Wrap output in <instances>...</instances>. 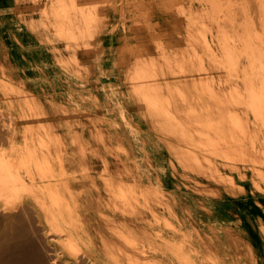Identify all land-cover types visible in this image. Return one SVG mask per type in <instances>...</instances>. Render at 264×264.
Masks as SVG:
<instances>
[{"label": "rangeland", "instance_id": "obj_1", "mask_svg": "<svg viewBox=\"0 0 264 264\" xmlns=\"http://www.w3.org/2000/svg\"><path fill=\"white\" fill-rule=\"evenodd\" d=\"M36 1L40 3V9H39L40 19L41 17L46 18L44 20L45 23H47L48 26L50 25V29L48 31H46V29L41 30V32L43 33L46 39H47L46 37L47 35L48 37H50L49 38L50 40H56L59 38L58 40H56V42H59L61 44L71 45L75 43L74 45L76 46L75 47L70 46L69 49H76L82 46L88 47L90 44H92L93 41L99 40L100 44H102L104 71L106 72L105 80H104L105 87H111V88L119 87L120 88L119 92L124 94L123 98L126 101L127 100L131 102L139 101L141 103H145L147 105V109H149L148 112H150L152 116L156 117L155 121L158 124L160 120H165L168 127L167 126L162 127V128L159 126L153 127V128L151 127V131H152L151 138L153 139V140L151 139L152 141L151 145L154 146L155 140L157 141L160 138L159 136L161 134L160 132H163L164 135L168 136V145H169V148L172 149L173 154L177 152L181 154L182 159H180V162H183V164H190L191 166H188V167L194 166V168H199V170H202V174L204 178L208 179L209 181L208 183H211V174L214 175L217 172L218 167L220 170L222 168H225L226 171H228L229 169V171L232 173L234 171L240 172V168L242 167L241 170L247 171L248 176L250 178L253 177L252 179L255 185L257 186V182L260 181L261 174H264V155H263L264 154V148H263L264 147V132H263L264 131V104H263L264 99L263 98L264 97L258 98L259 96H264L262 95L264 92V86H263L264 84L262 85V83L264 81L261 82L262 79L264 80V77H262L264 75V73H262L264 71V68H263V71L259 73V71L262 70L261 67H264V64H263L264 61H262L264 60V52H263L264 42L262 41V39H264L263 38L264 33L262 34V32H264L263 31L264 26H262L264 23V15H263L264 11L263 10L260 12V14H262V17L260 18L261 15H259V17L257 18L258 16L257 13L262 8L260 7V5L263 6L264 8V5H263L264 0H259V2L258 0H255L256 3L253 0H242V1L241 0H231L232 3L230 2V0H218V1L217 0H209V1L208 0H66V1L65 0L64 1L63 0L61 1L60 0H55V1L54 0H36ZM53 1L55 3H53ZM74 2H76V5ZM215 2L216 3L218 2V4H216ZM244 3L246 4V6L245 8L242 9V7H244L245 5ZM54 4L55 5L57 4V5L55 6ZM214 5L218 7H215ZM254 5L255 6L257 5V6L255 7ZM61 6H63V8H61ZM65 7L68 10L71 9L70 13H67L66 9L63 10ZM214 7H215V10H214ZM254 7L255 9L252 11ZM259 7H260V10H259ZM55 8L57 12L53 11L55 10ZM82 8L84 9L82 10ZM257 10L259 11L257 12ZM242 11H244L245 14ZM246 11L249 12L248 15L251 16L250 18L249 16H247ZM43 12L45 14H43ZM46 12H50V14ZM55 14H57V16ZM58 15H60L59 16L60 18L61 16H63L62 21L65 20L64 23L65 22H68V23L67 24L65 23L62 25L63 22H61L60 18H57ZM70 17L72 20L71 23H70ZM59 19H60V22H59ZM246 21L250 26L246 25L247 24ZM253 22L255 24H253ZM257 22H259L261 25L259 23L257 24ZM57 24L58 26L60 25V29H61V26H63V29L60 30L58 29V27L56 28ZM75 25H77L78 27ZM65 26H66V29H65ZM245 26H247L246 30H245ZM68 28H70V32H68L69 31ZM251 28L252 30L254 29L256 32L255 33L254 31L252 32ZM259 30L261 32L259 35H262V37L260 36L258 38H261V40L256 39L258 36L257 33L259 32ZM53 31L54 33H52ZM64 31L65 32L67 31L66 33L69 34L68 36L66 35L67 38L63 36V34L65 33ZM80 31H83V32H80ZM243 31L245 33H243ZM250 31L252 34L250 33ZM56 32H58L60 35L62 33V36H59V34ZM247 32L249 33L248 35H252V36L247 35L248 37H250V39L248 37H244L246 36ZM71 33L72 35H70ZM242 34H244V36ZM74 35H76L77 38ZM228 35L231 37L233 36V37L230 38ZM252 37H253V40H252ZM244 41L246 43H251L250 46L246 44L249 47L248 46L245 47ZM252 41L254 42V44ZM260 41H262V44ZM242 43L244 44V46ZM236 44H238V46ZM256 45H259V48H261L262 46V48L258 49V46ZM249 48L252 50H250ZM256 48L259 50L257 51L259 54H257ZM247 52H250L251 54ZM238 53H239V56H238ZM255 53L257 54L256 56H254ZM251 60L253 63L254 61H257V63L262 62L261 63L262 65H260L259 63L257 64L256 62L255 64H253ZM256 64L259 67L261 66L260 68L258 67L259 70H257ZM254 65H256V68ZM188 68H190V70H188ZM2 76H3V71H0V78ZM253 76L255 78H253ZM260 77H262V79ZM231 78L233 81L231 80ZM226 82L228 85L226 84ZM192 86L194 87V89H197V87H200L199 89H197L200 95L199 102L192 103V102H187L186 100L187 95L185 94L186 92L185 88H192ZM205 90L207 91L205 92ZM114 92L118 93L116 89ZM10 93L11 92H7L6 90H3V88L0 85V102L3 101L6 104L4 109L0 108V143L2 144L0 145V155L5 156V157L2 156V158L11 157L9 156V154L12 153L13 144H14V141L16 140L14 136L16 132V128H17L16 120L21 117V115L17 111L10 110V107L15 102L24 101L28 97L27 95H23L22 93H19V92H15V93L12 92L11 94ZM209 93L223 96V99H226L228 101L227 104H223L220 106L219 104L221 102L217 103L216 101L211 100L210 98L211 95L209 96ZM106 95H110V94H106ZM1 97H3V100H1ZM174 98H180L182 100L181 103H179L180 104L179 106H178V102L175 101ZM258 99L259 101H263V102L260 104V102H258ZM252 101L255 102V103L253 102L254 104L259 103V106H257L258 104L256 106L258 108L260 107V109L256 108L255 105L252 104ZM246 103L249 105H246ZM7 104H8V107L6 108ZM140 105L143 106L144 104H140ZM205 106L206 108H203ZM208 107L211 110L208 109ZM220 108L225 109L226 112L223 111L224 116L219 114L221 113ZM226 108L229 110H227ZM190 112L194 116L190 117L189 116L191 115ZM229 115H231V118ZM12 116L14 117V119ZM193 117L195 119L191 120ZM187 118L189 119V121H187L188 120ZM235 119L237 120V123L239 124L237 123L236 125L234 124L236 122ZM241 119H242V122H241ZM251 120L252 122H250ZM205 121H207V124L205 123ZM211 121H213V123H211ZM217 121L218 122L220 121L219 123H222V124H219ZM201 122L203 123V125ZM232 122H234L233 124L235 126H233ZM215 123H218L219 125ZM204 124L208 126H205ZM9 125H10L11 131L9 129ZM158 127L160 130L158 129ZM215 127H219L220 129H224L227 131L228 130L231 131L233 129L232 139L233 140L235 139L233 141V144H234L233 146L243 145L244 147L246 146L245 150L248 147L249 155L254 156V158L251 157V159H256V160L260 159L259 163L255 164L256 166L254 167L252 164H249L247 160H240V158L236 159V157L233 156L234 155V153H232L233 150H231L232 152L226 151V150H223L220 145L216 144L217 145L216 146L206 141V138H207L206 135H208V133H205V131H209L210 134L211 133L213 134L215 131ZM227 127H229L230 129H228ZM236 127H238L239 129ZM182 128L185 132L181 130ZM168 130L170 132H168ZM183 132L186 133V136L185 134L183 135ZM243 132L245 135H243ZM189 134L191 136H189ZM253 135H255L257 138ZM258 136L261 138L259 139ZM142 138L143 137H140L139 139L141 140L140 144L141 145L143 144L142 148L144 149L145 141ZM188 144L191 146H189ZM46 145L47 144L45 142H42L41 144L43 148ZM257 146H259L260 148ZM193 148H195L196 150ZM33 149H30L29 151L32 150V152L35 153V149L34 150ZM181 149L182 150L185 149V150L182 151ZM6 150H9V151H6ZM188 150L193 151L194 154H197L196 157L198 158H194L195 155L192 154L193 152H190ZM213 150H214V153H213ZM3 151L4 152L6 151V154H3L4 153ZM37 152L33 156L35 155L38 156ZM186 152H188V156ZM246 154H247V151L245 152V155ZM216 157H219L220 159ZM197 160H199V162ZM208 161H210L211 163ZM217 164H219V166ZM185 168L187 169V167ZM257 170L260 171L259 174ZM44 179H47V177H44ZM21 183L22 182H19L18 185L21 186ZM43 183H45V181ZM2 184L6 185V182ZM8 185L13 188L14 187L16 188L15 183L11 185L10 183H8ZM14 190L15 189L11 191V196L15 195L14 196L15 198L13 197V199L15 200L17 199L16 195L19 192L16 190L14 191ZM13 192H16V194ZM24 192H28L30 194L32 193L31 191L29 192L28 190L26 191L23 190L22 193ZM12 193L14 195H12ZM7 198L9 199V201L7 200ZM7 198L5 196L1 198L2 200L1 199L0 200L1 202H4V203L8 201L9 202L8 204H10V201H12L13 199H11L12 197L9 198V196ZM253 204H254V200L249 195L248 203H247L248 207L246 208L247 213H249L250 215L260 217L261 213L259 212L258 208ZM117 206L119 208V204ZM20 208H24V207L20 206ZM19 209H16L17 211L15 212L14 210L11 211V209L7 210L6 207L5 209L0 207V212H1L0 213L1 214L0 215L1 217L0 218V250H1L0 251V264H13V263L29 264L30 262H31L30 264H45V263L46 264L48 263L49 264H60V263L61 264H67V263L73 264L72 263L73 257L66 254L64 252L63 247L61 246V242L63 240V238L61 237L64 236V232L58 229L53 223L45 222V216L41 218L40 216L38 215L36 216L34 213H32V215L26 214L22 218V215L21 216L17 215L18 212H21V209L20 210ZM2 210L3 212L6 211L4 212L6 214H4ZM201 214L205 217V219H208L209 213H207L206 211H203ZM15 216H18L20 223L17 221L18 219L17 220L15 219ZM31 216L35 218L38 217V218L36 220L35 218L33 219V217ZM14 219L16 221H14ZM24 219L25 220L27 219L28 221L26 220L27 222L24 223ZM4 220L6 221L4 222ZM21 220L23 221L25 225L22 223ZM29 222L31 223V226ZM34 226L35 227L37 226V227L35 228ZM20 227L22 230L20 229ZM33 228L35 229L33 230ZM45 228L46 230H44ZM23 230L24 232L26 231L25 234ZM52 233H53V237H52ZM59 233L60 234L62 233V234L60 235ZM13 235H16V236H13ZM4 238H5V241H7L8 239L7 243L4 241ZM27 238L30 240H28ZM32 241L34 242L32 243ZM139 243L140 244H136L137 246L136 247L134 245H129V244L124 243L122 237H119L117 239L116 251L118 249L119 252L117 251L116 255H119L120 253L119 259H120L121 264H149V261L152 258L153 259L151 261H156L158 260L159 257L162 260V257H161L162 254L158 251L159 249L157 247H155L154 249L148 243H147L148 245L143 244L144 242L143 243L139 242ZM12 244L15 246H13ZM25 244H28L30 247ZM121 247H122V252L123 253L125 252V255L119 249ZM123 249H125V251ZM146 249H147V252H146ZM2 250L5 252H3ZM54 253L56 257L54 256ZM80 256L82 255H79V257ZM85 256L83 257L85 260L84 264L86 263L90 264L89 261L87 260V259L90 260V257L88 256L85 257ZM41 258L44 259L43 261L45 263L41 262L42 261ZM45 258H48V260ZM126 258L129 260H127ZM125 259L127 261H125Z\"/></svg>", "mask_w": 264, "mask_h": 264}, {"label": "crops", "instance_id": "obj_2", "mask_svg": "<svg viewBox=\"0 0 264 264\" xmlns=\"http://www.w3.org/2000/svg\"><path fill=\"white\" fill-rule=\"evenodd\" d=\"M9 3L11 5H9V8L7 10L11 14V16H14L15 22H12V20H10L8 22L6 21V28L4 29L6 32L4 31V33L1 32V30H3V28L0 26V41L2 40L0 42V71H6L8 68V72L9 73L11 72L10 73V79L13 81V83L15 85H18L23 89L22 92L20 91L19 93H22L24 95L26 94L28 96L27 101H22V102L19 101L18 103L15 102L17 104V106L14 103L12 105L13 107L12 106L10 107V110H14V111L18 110L20 113L18 111L17 112L19 114H21V117L18 118L19 120L18 119L16 120V126H17L16 132H15L16 141L17 142H20V141L24 142L25 139L27 137H29V135H30L32 139L34 138L33 139L34 141L36 140V142L33 143L32 147H34V149H36L38 147L37 148L38 150L41 149L40 152H46L50 149L48 147V145H46V147H45V148L48 147L49 148V149L47 148L48 150L41 148L42 147V146H40L41 142H45L46 144H49V146L51 144L52 148L54 146V148H53L54 150H52V148H51L50 152H48V153H51L50 155H56L57 154V156H61V158H64L65 160H67V162L70 161V164L67 163V166L70 170H73V167L75 164H77V161H80L83 159L82 161H83V163H85L84 164L85 167L82 168L81 170H83L85 175L91 176V178H92V175H94L95 178H96L95 175H97L99 182L101 181L100 185L101 184L104 185L105 184L104 181H106V179H108V177H110V178H112V181L114 182V186L117 187V190H119L120 187H122V189L125 188L124 190L121 189V191L122 192L125 191L124 193L128 196L129 200L132 201V202H130V204L132 203V206H131L132 208L131 207L128 208V210L125 212L121 211L122 203H121L120 197L118 196V198L116 199L117 200L116 206L119 204V210L118 211H120V212L116 213V217L120 213V215L118 216L119 219H122V217H120L121 215L123 216V218L125 217L124 219L128 218V220L126 219L125 222H129L128 224H130L132 226L133 232L137 233V232H140L139 230H141V229L145 230L144 231L145 232L144 238L141 237L144 244H147V239L148 240H151L152 238L154 239L153 234H155L157 232H154L152 230L151 225L155 220L159 219L161 221L160 222L161 231H160V233L158 232L160 234V238L167 239V240L172 241L173 243L178 244L179 248L182 250V253L188 254L191 256L193 264H209V263L210 264H234V263L239 264L240 262L242 264H255L256 259H257L258 264H264V230H263L264 229V219L261 216H260V218H258V216H254V217L252 216L253 218H250L247 215V209H246V205L248 203V196L249 195L253 198L254 202L256 201L255 203L258 206L263 207V201H261V199H262V194H264V189L259 188V187L257 188V186L253 182H252V186L251 185H250V187L248 186V182H247V180L249 178V176L247 175L248 172L241 170L242 167L240 168V172L234 171L233 173L230 172L229 169H228V171H226L225 168H222L220 170L218 167L217 170L218 171L220 170L219 173L217 171L214 175L211 174V183H208L209 181L206 178H204V176L202 174V170H199V168H194V166L188 167V166H191L190 164H182L183 162H180V159H182L181 154H179L178 152H177L178 153L177 155L173 154L172 149L169 148V145H168V136L167 135H164L162 132H160L161 133L159 135L160 138L157 141L155 140L154 146L150 145V144H152L151 127L152 126L153 127L159 126L162 128V127H165L167 124H165L166 123L165 120H160L159 124L156 121H154L156 117L152 116V114L150 112H148L149 109H147V105L145 103H141L139 101H137V102H135V101L131 102L128 100L126 101L123 98L124 94L119 92L120 91L119 87H117V88L105 87V81L104 80H105V73L106 72L104 71L103 50H102V44H100V41L95 40L88 47L82 46V47H78L76 49H69V47L71 45L73 47H75L76 45H73V44H71V45L63 44L62 45L59 42H56V40H50L49 38L46 39L44 37L43 33L41 34V28L38 26L40 24V17L38 14L39 9H40V3L38 1H36V0H31V1L30 0H9ZM32 19L34 20V22ZM1 20H0V25L4 24ZM28 31H29V33H28ZM18 33L21 34V36H22V37H20V39L18 38ZM16 39H18V40H16ZM4 41H5V43H4ZM3 43H4V45L2 46L1 44H3ZM35 46H37V48L39 50H41L39 53L40 55L42 54V55L48 56L49 58H51L55 61V63L58 66V75L51 76L49 74H46L45 72H44L45 74L41 72V75L39 76L40 81L34 83L32 77H29L30 74L25 72L23 65H21L22 61H20V60L23 58L27 61V63H30V64L37 63V61H36L37 53H35L32 49ZM46 47H48V48H46ZM4 48L6 49V51ZM15 48L18 50L17 53H15V51H14ZM49 50L50 51L52 50L51 53ZM58 53L60 56L58 55ZM1 55H3L4 57ZM15 55H16L17 59H16ZM54 56L56 58H54ZM29 59H30V61H29ZM62 63H63V66H62ZM65 64H66V66H64ZM74 67H76V68H74ZM5 68H6V70H5ZM30 68H31V66H30ZM62 68H63V70H62ZM87 70H88V72H87ZM16 71H18L17 74H16ZM69 71H70V73H69ZM98 71H99V73H98ZM18 73L20 76H18ZM93 74H94V76H93ZM68 75H69V77H68ZM17 76H18V79H16ZM59 79H61V80H59ZM68 81H69V83H68ZM51 83H53L52 86H51ZM28 86L30 88H28ZM50 87H53V88H50ZM72 88H73V90H72ZM115 89L118 93L114 92ZM93 90H95V91H93ZM185 90H186L185 94L188 95L186 97L187 102H192V103L199 102L200 95H199L197 89H194V87L192 86V88H185ZM70 91H71V93H70ZM72 92H73V94H72ZM76 93H78V95ZM101 93H103V94H101ZM106 94H110V95H106ZM190 94H192V95H190ZM29 97L30 98L32 97L31 100H33V99L34 100L28 101ZM36 98L39 99L38 103L36 102L37 106L35 103V101H37ZM77 98L79 101L76 100ZM104 98L107 100H105ZM1 100H3V97H1ZM80 100L84 103L81 104L82 102H80ZM174 100H176L178 102V105H179V103H181V99H179V98H174ZM40 102H41V104H40ZM89 102H91V104ZM23 103H25L24 105L26 107H24ZM50 103L52 104V107H51V111L49 112L48 110H50V106H51ZM56 103H59V104H56ZM106 104H107V106H106ZM140 104H144V105L141 106ZM5 105H6L5 102H3V101L0 102V108L4 109ZM80 105H83V106H80ZM27 106L30 108H28ZM39 106H40V109L42 108V106H44V107H43V109L40 110L38 108ZM55 106H57L58 108ZM63 106H65L66 108L64 107L65 108L64 109ZM87 106H88V108H87ZM7 107H8V104H7L6 108ZM36 107L38 110L35 109ZM90 107H93V108H90ZM94 107H96V108H94ZM46 108H47V110H46ZM61 111H62V113H61ZM23 112H25V114ZM42 112H43V114H42ZM31 114H33V115H31ZM22 115H25L26 117L24 116L25 118L24 117L22 118ZM33 116H34V118H33ZM94 116H96V117L94 118ZM116 116H118V117H116ZM29 117H32V118H29ZM38 117H40V118H38ZM127 117H128V119H127ZM194 119L195 118H192L191 120H194ZM64 120H66V121H64ZM45 121H46V123H45ZM68 121H69V124L67 123ZM187 121H189V120H187ZM47 122H49V126L54 127V129L52 128L50 130L51 127L49 128ZM51 123H52V125H51ZM136 123H138V124H136ZM61 124L63 125V128L61 127L62 126ZM56 125H58V126H56ZM39 126H41L42 129L39 128ZM23 127H26V128L23 129ZM30 127H31V130H30ZM35 127L39 128V130H36ZM98 127H99V129H98ZM121 127H124V128H121ZM89 128H90V130H89ZM103 128H105V129H103ZM144 128H145V130H144ZM147 128H149V129H147ZM54 130H56V131L54 132ZM47 133L48 134L51 133L52 135L51 134L47 135ZM62 135H63V137H62ZM37 136H38V138H36ZM115 136H117V137H115ZM141 136L143 137V140L145 141L144 142L145 143L144 149L142 148L143 144L142 145L140 144L141 140L139 138ZM49 137H50L51 141L49 140ZM81 137H82V140H81ZM44 138H45V140H43ZM55 138H56V140H55ZM83 139L85 140V142H83ZM54 140L56 143L54 142ZM53 142L55 143V145ZM78 142H80V143H78ZM110 142L112 144H109ZM129 142H133V143L131 144ZM57 144H59V147L57 146ZM93 144H94V146H92ZM127 144H128V146H127ZM133 144H134V146H133ZM111 145H113L114 147ZM72 146H74V147L72 148ZM87 146H89V147H87ZM140 146H142V147H140ZM79 147L82 149H80ZM65 148H66V150H65ZM102 148H104V149H102ZM128 148H130V149H128ZM93 150L96 153V156H98L97 158L95 157ZM74 151H75V153H74ZM101 151L102 152L104 151V152L102 153ZM78 152H80V153H78ZM169 152L171 155L169 154ZM100 153H102V154H100ZM79 154H82L83 156H79ZM110 155H112V156H110ZM144 155H146V156H144ZM66 157L69 159H67ZM72 157L73 158L75 157L74 158L75 160H73ZM78 158H79V160H78ZM94 159H96V160L94 161ZM143 159H145V160H143ZM153 160H155V161H153ZM71 161H72V163H74L73 161H75V164L72 165ZM111 161L113 162V164ZM156 162H158V163H156ZM132 164H133V166H132ZM143 164H145V165L143 166ZM88 165H90L92 168ZM81 167H83V166H81ZM86 167H88L87 168L88 170L85 169ZM148 167H149V169H148ZM185 167H187V169ZM89 169H90V171H89ZM150 169H152V170L150 171ZM153 170H155V171L153 172ZM104 172H105V174H104ZM155 172L156 173L158 172V173L156 174ZM174 172H176V173H174ZM236 174H237V176H236ZM153 175L154 176L156 175V176L154 177ZM124 178H127V179H124ZM131 178H132V180H131ZM98 179H97V181H98ZM250 179H252V178H250ZM89 180H90V178H89ZM93 180L94 179L92 178L89 182H85V183L81 182L80 183L81 185L79 183H74L75 184L74 186L76 187L77 186L76 184H79V186H77L76 189L77 188L82 189V188H85L86 185H92ZM121 180H123V181H121ZM150 182H152V183H150ZM121 184H122V186H120ZM128 184H129V186H128ZM161 184H163V185H161ZM97 185H98V183H97ZM176 186H178V187H176ZM245 188H246V190H245ZM102 191L104 192L103 188H102ZM248 191H249V193H248ZM159 192L164 194V195H161ZM206 192H208V193H206ZM189 193H191L193 195H191ZM238 193L240 195H237ZM172 197H173V200H172ZM166 199H168V200H166ZM207 199L209 200V202ZM171 200L172 201L175 200L176 202L174 201L172 203ZM205 200H206V202H205ZM229 205L230 206L233 205L232 208ZM217 206H219V208ZM243 207H244V209H243ZM35 208H36V204H35ZM236 208L238 210L240 209L241 212L238 213L236 211L237 210ZM262 209L264 210V208H262ZM172 210H174V213ZM164 211L166 212V214L164 213ZM203 211H206L207 213H209L208 219H205V217L201 214ZM170 212H172V213L169 214ZM226 214L229 216H227ZM163 215H165V216H163ZM186 215H188V216H186ZM41 216L44 217L45 214L42 213V211L40 209V217ZM175 216H176V218H175ZM183 219H185L184 220L185 222L182 221ZM148 220H149V222H148ZM187 220H189V222ZM220 221L223 223H221ZM172 222H174L175 224ZM190 222L192 224H190ZM150 223H151V225H150ZM180 223L185 224V225H182ZM239 226H241V227H239ZM254 226H255V228H254ZM223 227H224V229H223L224 231L222 230ZM235 227H237L236 228L237 230L235 229ZM225 228H227V229H225ZM136 229H139V230H136ZM147 229H148V231H146ZM203 230H204V232H203ZM181 231L182 232L184 231V232L182 233ZM195 231L197 234L195 233ZM224 232H226L227 234ZM212 233L215 235H213ZM239 233H240V235H239ZM226 235H228V236H226ZM256 235H258V236H256ZM176 236H178V237H176ZM209 238H211V239H209ZM217 238H218V240H217ZM141 239H139V240L142 243ZM209 240L211 241L212 244L210 243ZM215 240H217V241L215 242ZM201 241H203V242H201ZM224 241H225V243H223ZM246 241H247V243H246ZM232 242L235 244H233ZM137 243H139V242H137ZM226 243H229V245ZM149 244L152 246L151 242H149ZM220 244H221V246H220ZM223 246H224V248H223ZM245 246H246V248H245ZM247 247L249 250H251V251H249L251 254H249ZM218 248H221L222 250L218 249ZM244 249H246L247 251ZM232 250H234V251H232ZM212 251L213 252L215 251V252L213 253ZM222 251H224V252H222ZM217 252H218V255L216 254ZM235 254H236V256H235ZM215 256H216V258H215ZM238 257L240 258V261H239ZM211 258H214V259L210 260ZM231 258L234 259L235 261L232 260ZM249 259H250V262H247V260L249 261ZM162 260H163V258H162Z\"/></svg>", "mask_w": 264, "mask_h": 264}, {"label": "bare ground", "instance_id": "obj_3", "mask_svg": "<svg viewBox=\"0 0 264 264\" xmlns=\"http://www.w3.org/2000/svg\"><path fill=\"white\" fill-rule=\"evenodd\" d=\"M31 1V0H30ZM55 1V0H54ZM53 1V3H55ZM61 1V0H60ZM64 1V0H63ZM66 1V0H65ZM209 1V0H208ZM218 1V0H217ZM242 1V0H241ZM254 2H255V0H253ZM68 2V1H67ZM230 2H231V0H230ZM234 2V1H233ZM258 2H259V0H258ZM17 3V2H16ZM21 3V2H20ZM47 3H49V2H47ZM66 3V2H65ZM75 3V5H76V2H74ZM216 3V2H215ZM232 3V2H231ZM246 3H247V1H246ZM249 3V2H248ZM253 3V2H252ZM256 3V2H255ZM261 3V2H260ZM23 4V3H22ZM64 4V3H63ZM68 4V3H67ZM70 4V3H69ZM216 4H218V2L216 3ZM245 4V3H244ZM9 5H11L10 3H9V0H0V20L4 23V24H2V25H0L2 28H3V30H1V32L2 33H4V29L6 28V21L8 22V21H10V20H12V22H15V18H14V16H11V14L8 12V8H9ZM48 5V4H47ZM55 5V4H54ZM57 5V4H56ZM55 5V6H56ZM73 5V4H72ZM231 5V4H230ZM233 5V4H232ZM260 5V4H259ZM264 5V4H263ZM14 6V5H13ZM52 6V5H51ZM71 6V5H70ZM215 7H218V6H216V5H214ZM237 6V5H236ZM243 6V5H242ZM241 6V7H242ZM245 6H246V4L244 5V7H242V9L243 8H245ZM255 6V5H254ZM257 6V5H256ZM255 6V7H256ZM73 7V6H72ZM88 7V6H87ZM215 7H214V10H215ZM255 7L252 9V11L255 9ZM260 7H262L263 8V6H261L260 5ZM260 7H259V10H260ZM52 8V7H51ZM57 8V7H56ZM56 8H55V10H53V11H56ZM61 8H63V6H61ZM69 8V7H68ZM76 8V7H75ZM74 8V9H75ZM89 8V7H88ZM258 8V7H257ZM256 8V9H257ZM261 8V10L259 11V10H257V12L259 13H257V18L259 17V15H261L260 16V18L262 17V14H260V12L263 10L264 11V8L262 9ZM43 9V8H42ZM66 9V7L63 9V10H65ZM79 9V8H78ZM84 8H82V10H83ZM246 9H247V7H246ZM67 10V13H70V10H68V9H66ZM77 10V9H76ZM88 10V9H87ZM86 10V11H87ZM90 10V9H89ZM245 10V9H244ZM46 11V10H45ZM49 11V10H48ZM80 11H81V9H80ZM92 11V10H91ZM20 12V11H19ZM57 12V11H56ZM94 12V11H93ZM210 12V11H209ZM242 12H244V11H242ZM247 12V11H246ZM255 12V11H254ZM6 13V14H5ZM46 13H49L50 14V12H46ZM53 13V12H52ZM55 13V12H54ZM65 13V12H64ZM214 13V12H213ZM212 13V14H213ZM239 13V12H238ZM248 13L249 12H247V16H249L248 15ZM37 14V13H36ZM39 14V13H38ZM43 14H45L44 12H43ZM57 14H59V13H57ZM57 14H55L56 16H57ZM96 14V13H95ZM242 14V13H241ZM244 14H245V12H244ZM253 14V13H252ZM48 15V14H47ZM62 15V14H61ZM239 15V14H238ZM263 15H264V12H263ZM27 16V15H26ZM51 16V15H50ZM60 15H58V17L57 18H60L59 17ZM67 16H68V14H67ZM67 16H65V17H67ZM255 16V15H254ZM36 17V16H35ZM45 17V16H44ZM62 17L63 16H61V22H63L62 23V25L63 24H67L68 22H65L64 23V21L65 20H63L62 21ZM97 17V16H96ZM251 16H249V18H250ZM256 17V16H255ZM28 18V17H27ZM259 18V19H260ZM20 19V18H19ZM46 18H42L41 17V19H40V24L38 25L40 28H41V30L42 29H46V31H48L49 29H50V25L48 26L47 25V23H45V20ZM60 19H59V22H60ZM66 19V18H65ZM68 19V18H67ZM252 19V18H251ZM33 20V19H32ZM49 20V19H48ZM47 20V21H48ZM51 20V19H50ZM53 20V19H52ZM57 20V19H56ZM85 20V19H84ZM233 20H235V19H233ZM253 20V19H252ZM261 20V19H260ZM19 21V20H18ZM71 17H70V23H71ZM75 21V20H74ZM95 21V20H94ZM219 21V20H218ZM242 21V20H241ZM262 21V20H261ZM33 22H34V20H33ZM36 22V21H35ZM103 22V21H102ZM228 22H230V21H228ZM233 22V21H232ZM238 22V21H237ZM260 22V21H259ZM259 22H257V24L259 23ZM263 22V21H262ZM261 22V23H262ZM54 23V22H53ZM240 23V22H239ZM246 23H247V21H246ZM59 24V23H58ZM58 24H57V26H56V28L58 27V29H60V25L58 26ZM253 24H255L254 22H253ZM260 24V23H259ZM223 25V24H222ZM238 25V24H237ZM242 25V24H241ZM246 25H249L248 23L246 24ZM261 25V24H260ZM53 26H54V24H53ZM67 26V25H66ZM66 26H65V29H66ZM75 26H77V25H75ZM218 26V25H217ZM244 26V25H243ZM250 26V25H249ZM255 26V25H254ZM262 26H264V23H263V25ZM261 26V27H262ZM36 27V26H35ZM78 27V26H77ZM234 27V26H233ZM246 27L247 26H245V30H246ZM252 27V26H251ZM8 28V27H7ZM82 28V27H81ZM93 28V27H92ZM91 28V29H92ZM11 29V28H10ZM61 29H63V26H61ZM60 29V30H61ZM69 29V31L68 32H70V28H68ZM79 29V28H78ZM86 29V28H85ZM84 29V30H85ZM222 29H223V27H222ZM261 29V28H260ZM263 29V28H262ZM9 30V29H8ZM12 30V29H11ZM56 30V29H55ZM83 30V31H84ZM87 30V29H86ZM251 30H252V28H251ZM58 31V30H57ZM83 31H80V32H83ZM100 31V30H99ZM234 31H236V30H234ZM247 31H249V30H247ZM254 31V33L256 32L254 29L252 30V32ZM258 31V30H257ZM264 31V30H263ZM6 32V31H5ZM65 32V31H64ZM67 32V31H66ZM64 33L63 34V36L64 37H66L67 38V36L69 35L68 33ZM85 32V31H84ZM89 32V31H88ZM93 32V31H92ZM208 32V31H207ZM12 33V32H11ZM14 33V32H13ZM28 33H29V31H28ZM52 33H54V31L52 32ZM56 33H58V32H56ZM78 33V32H77ZM76 33V34H77ZM243 33H245L244 31H243ZM250 33H251V31H250ZM261 32H260V30H259V32L257 33L258 34V36H257V38L256 39H259V40H261V38H258V37H262V35H259ZM264 32H262V34H263ZM41 34H42V32H41ZM59 34V33H58ZM58 34H56V35H58ZM74 34V33H73ZM86 34V33H85ZM235 34V33H234ZM249 33L247 32L246 33V36H244V34H242L244 37H248V36H252V35H248ZM252 34V33H251ZM48 35H50V34H48ZM67 35V36H66ZM70 35H72V33L70 34ZM79 35V34H78ZM202 35V34H201ZM219 35V34H218ZM248 35V36H247ZM40 36V35H39ZM59 36H62V33H61V35L59 34ZM76 38H77V36L76 35H74ZM84 36V35H83ZM224 36H226V35H224ZM229 36V35H228ZM236 36V35H235ZM253 36H255V35H253ZM20 37H22L21 36V34H19L18 33V38L20 39ZM46 37L47 38H50V37H48L47 35H46ZM82 37V36H81ZM88 37V36H87ZM200 37V36H199ZM210 37V36H209ZM230 38H232L231 36H229ZM16 38V37H15ZM52 38V37H51ZM249 39H250V37H248ZM255 38V37H254ZM264 38V37H263ZM41 39V38H40ZM59 39V38H58ZM58 39H56V40H58ZM80 39V38H79ZM79 39H77V40H79ZM223 39H224V37H223ZM248 39V40H249ZM16 40H18V39H16ZM237 40V39H236ZM252 40H253V37H252ZM2 41V40H1ZM0 41V42H1ZM214 41V40H213ZM241 41V40H240ZM262 41L264 42V39H262ZM262 41H260L261 42V44H262ZM70 42V41H69ZM239 42V41H238ZM242 42V41H241ZM245 42V41H244ZM249 42H251V41H249ZM253 42V41H252ZM259 42V41H258ZM4 43H5V41H4ZM4 43L3 44H1L2 46L4 45ZM68 43V42H67ZM195 43H197V42H195ZM231 43H232V41H231ZM61 44V43H60ZM75 44V43H74ZM73 44V45H74ZM191 44V43H190ZM212 44V43H211ZM243 44V43H242ZM246 44H248L249 46H250V44L251 43H246L245 42V47L246 46H248V45H246ZM253 44H254V42H253ZM256 44V43H255ZM258 44V43H257ZM260 44V43H259ZM6 45V44H5ZM51 45V44H50ZM56 45V44H55ZM63 45V44H62ZM70 45V44H69ZM201 45V44H200ZM230 45V44H229ZM237 46H238V44H236ZM241 45V44H240ZM264 45V44H263ZM72 46V45H71ZM95 46V45H94ZM93 46V47H94ZM196 46V45H195ZM243 46H244V44H243ZM248 46V47H249ZM256 46H258V49H261L262 48V46H261V48H259V45H256ZM255 46V47H256ZM6 47V46H5ZM73 47V46H72ZM85 47V46H84ZM175 47V46H174ZM184 47V46H183ZM224 47V46H223ZM247 47V48H248ZM253 47V46H252ZM46 48H48V47H46ZM232 48V47H231ZM247 48H245V49H247ZM5 49V48H4ZM33 49V51L35 52V53H37V59H36V61H37V63H35V64H30V63H27V61L25 60V59H21L20 61H22V64L21 65H23V67H24V69H25V72L26 73H28V74H30L29 75V77H32V79H33V82L35 83V82H39L40 80H39V76L41 75V72L42 73H46V74H49V75H51V76H55V75H58V66H57V64L55 63V61L53 60V59H51V58H49L48 56H45V55H40L39 53H40V51L41 50H39L38 48H37V46H35V47H33L32 48ZM217 49V48H216ZM236 49V48H235ZM234 49V50H235ZM239 49H240V47H239ZM242 49V48H241ZM250 49V48H249ZM257 49V48H256ZM256 50V52L257 51H259V50ZM54 50V49H53ZM177 50H178V48H177ZM250 50H252V49H250ZM249 50V51H250ZM263 50V49H262ZM2 51V50H1ZM5 51H6V49H5ZM15 53H17L18 52V50L15 48ZM50 51V50H49ZM52 51V50H51ZM51 51H50V53H51ZM179 51H181V50H179ZM201 51H203V50H201ZM205 51V50H204ZM237 51V50H236ZM54 52V51H53ZM61 52V51H60ZM206 52V51H205ZM253 52V51H252ZM264 52V51H263ZM4 53V52H3ZM187 53V52H186ZM191 53V52H190ZM195 53V52H194ZM199 53V52H198ZM203 53V52H202ZM247 53H250V52H247ZM254 53V52H253ZM14 54V53H13ZM172 54V53H171ZM185 54V53H184ZM189 54V53H188ZM229 54V53H228ZM251 54V53H250ZM257 54H259L258 52H257ZM256 53H255V55L254 56H256L257 55ZM58 55H59V53H58ZM70 55V54H69ZM182 55V54H181ZM235 55H237V54H235ZM1 56H3V55H1ZM51 56V55H50ZM60 56V55H59ZM238 56H239V53H238ZM246 56H247V54H246ZM252 56V55H251ZM4 57V56H3ZM8 57V56H7ZM15 57H16V55H15ZM52 57V56H51ZM58 57V56H57ZM63 57V56H62ZM194 57V56H193ZM197 57V56H196ZM33 58V57H32ZM54 58H56L55 56H54ZM60 58V57H59ZM64 58V57H63ZM70 58V57H69ZM195 58V57H194ZM198 58V57H197ZM260 58H261V56H260ZM263 58V57H262ZM15 59V58H14ZM16 59H17V57H16ZM34 60V59H33ZM179 60V59H178ZM209 60V59H208ZM211 60V59H210ZM29 61H30V59H29ZM64 61V60H63ZM150 61V60H149ZM174 61V60H173ZM181 61H182V59H181ZM196 61V60H195ZM246 61V60H245ZM262 61H264V60H262ZM242 62V61H241ZM251 62H252V60H251ZM255 62L257 63V61H254V63L253 64H255ZM9 63V62H8ZM14 63V62H13ZM17 63V62H16ZM15 63V64H16ZM34 63V62H33ZM192 63H193V61H192ZM199 63V62H198ZM197 63V64H198ZM211 63V62H210ZM245 63H247V62H245ZM260 65H262L261 63L262 62H258ZM257 63V64H258ZM3 64V63H2ZM5 64V63H4ZM7 64V63H6ZM12 64V63H11ZM200 64V63H199ZM215 64H216V62H215ZM251 64V63H250ZM252 64V65H253ZM256 64V65H257ZM263 64H264V62H263ZM91 65V64H90ZM94 65V64H93ZM189 65V64H188ZM245 65V64H244ZM256 65H254L255 66V68H256ZM30 66H31V68H30ZM62 66H63V63H62ZM64 66H66V64L64 65ZM72 66V65H71ZM202 66V65H201ZM211 66V65H210ZM213 66V65H212ZM241 66V65H240ZM22 67V66H21ZM60 67V66H59ZM79 67V66H78ZM215 67V66H214ZM259 66L257 65V70H259V68L261 67H259ZM65 68V67H64ZM67 68V67H66ZM71 68V67H70ZM74 68H76V67H74ZM92 68V67H91ZM146 68V67H145ZM210 68V67H209ZM237 68V67H236ZM262 68V70L261 71H259V73L260 72H262L263 71V68L264 67H261ZM5 70H6V68H5ZM62 70H63V68H62ZM188 70H190V68H188ZM211 70H212V68H211ZM210 70V71H211ZM232 70H233V68H232ZM242 70H243V68H242ZM68 71V70H67ZM86 71V70H85ZM256 71V70H255ZM15 72V71H14ZM17 72L18 71H16V74H17ZM87 72H88V70H87ZM194 72V71H193ZM11 73V72H10ZM10 73L8 72V68H7V70L6 71H3V76L0 78V81H1V83H0V85H1V87L3 88V90H6L7 92H22V88L20 87V86H18V85H15L14 83H13V81L10 79ZM44 73V74H45ZM69 73H70V71H69ZM98 73H99V71H98ZM253 73V72H252ZM262 73H264V71L262 72ZM13 74V73H12ZM24 74V73H23ZM223 74V73H222ZM225 74V73H224ZM22 75V74H21ZM211 75V74H210ZM243 75V74H242ZM245 75V74H244ZM260 75H262V74H260ZM13 76V75H12ZM18 76H20L19 75V73H18ZM18 76H17V78L16 79H18ZM28 76V75H27ZM47 76V75H46ZM93 76H94V74H93ZM163 76V75H162ZM169 76V75H168ZM218 76H219V74H218ZM224 76V75H223ZM68 77H69V75H68ZM139 77V76H138ZM137 77V78H138ZM200 77V76H199ZM222 77V76H221ZM227 77V76H226ZM231 77V76H230ZM251 77V76H250ZM257 77V76H256ZM262 77H264V75L262 76ZM262 77H260L261 79H262ZM13 78V77H12ZM21 78V77H20ZM198 78V77H197ZM223 78V77H222ZM253 78H255L254 76H253ZM49 79V78H48ZM139 79V78H138ZM143 79V78H142ZM220 79V78H219ZM249 79V78H248ZM20 80V79H19ZM50 80V79H49ZM59 80H61V79H59ZM144 80V79H143ZM222 80V79H221ZM231 80H232V78H231ZM254 80V79H253ZM260 80V79H259ZM74 81V80H73ZM135 81H136V79H135ZM149 81V80H148ZM187 81V80H186ZM200 81V80H199ZM233 81V80H232ZM236 81V80H235ZM234 81V82H235ZM255 81V80H254ZM262 81H264L263 79L261 80V82ZM43 82V81H42ZM52 82V81H51ZM165 82V81H164ZM193 82V81H192ZM196 82V81H195ZM30 83V82H29ZM47 83V82H46ZM56 83V82H55ZM61 83V82H60ZM67 83V82H66ZM68 83H69V81H68ZM67 83V84H68ZM74 83V82H73ZM242 83V82H241ZM52 84L53 83H51V86H52ZM78 84V83H77ZM97 84V83H96ZM101 84V83H100ZM226 84H227V82H226ZM255 84V83H254ZM264 84V82L262 83V85ZM107 85V84H106ZM190 85V84H189ZM203 85H204V83H203ZM216 85V84H215ZM219 85V84H218ZM228 85V84H227ZM31 86V85H30ZM70 86V85H69ZM182 86V85H181ZM197 86V85H196ZM257 86V85H256ZM264 86V85H263ZM77 87V86H76ZM80 87V86H79ZM90 87V86H89ZM221 87V86H220ZM226 87V86H225ZM262 87V86H261ZM27 88V87H26ZM28 88H30L29 86H28ZM50 88H53V87H50ZM70 88V87H69ZM88 88V87H87ZM131 88V87H130ZM139 88V87H138ZM154 88V87H153ZM176 88V87H175ZM174 88V89H175ZM200 87H197V89H199ZM233 88V87H232ZM257 88V87H256ZM263 88V87H262ZM44 89V88H43ZM48 89V88H47ZM108 89V88H107ZM206 89V88H205ZM70 90V89H69ZM72 90H73V88H72ZM81 90V89H80ZM126 90V89H125ZM145 90V89H144ZM153 90V89H152ZM225 90V89H224ZM235 90H236V88H235ZM55 91V90H54ZM68 91V90H67ZM82 91V90H81ZM93 91H95V90H93ZM92 91V92H93ZM103 91V90H102ZM108 91V90H107ZM207 90H205V92H206ZM216 91V90H215ZM27 92V91H26ZM47 92V91H46ZM57 92V91H56ZM69 92V91H68ZM86 92V91H85ZM101 92V91H100ZM153 92H155V91H153ZM243 92H244V90H243ZM260 92V91H259ZM4 93V92H3ZM6 93V92H5ZM10 93V94H11ZM30 93V92H29ZM32 93V92H31ZM70 93H71V91H70ZM95 93V92H94ZM127 93V92H126ZM152 93V92H151ZM157 93V92H156ZM228 93V92H227ZM9 94V95H10ZM72 94H73V92H72ZM77 95H78V93H76ZM101 94H103V93H101ZM226 94V93H225ZM244 94V93H243ZM262 94V93H261ZM18 95V94H17ZM24 95V94H23ZM26 95V94H25ZM45 95V94H44ZM87 95V94H86ZM126 95V94H125ZM179 95V94H178ZM190 95H192V94H190ZM206 95H207V93H206ZM211 95V100H213V101H216L217 103L218 102H221L219 105L221 106V105H223V104H227V100L226 99H223V96H220V95H216V94H212V93H209V96ZM262 95H264V92H263V94ZM19 96V95H18ZM35 96V95H34ZM47 96V95H46ZM188 96V95H187ZM231 96V95H230ZM248 96V95H247ZM252 96V95H251ZM76 97V96H75ZM79 97V96H78ZM98 97V96H97ZM121 97V96H120ZM119 97V98H120ZM128 97V96H127ZM262 98V97H264V96H259L258 98ZM28 98V97H27ZM57 98V97H56ZM61 98V97H60ZM69 98V97H68ZM67 98V99H68ZM103 98V97H102ZM181 98V97H180ZM179 98V99H180ZM14 99V98H13ZM16 99V98H15ZM32 99V97L30 98L29 97V100L28 101H33V100H31ZM37 99V98H36ZM45 99V98H44ZM64 99V98H63ZM62 99V100H63ZM80 99V98H79ZM105 99V98H104ZM103 99V100H104ZM121 99V98H120ZM123 99V98H122ZM182 99V98H181ZM208 99H209V97H208ZM241 99V98H240ZM243 99H245V98H243ZM264 99V98H263ZM22 100V99H21ZM27 100V99H26ZM26 100H24V101H26ZM38 100L39 99H37V101H35V103L37 102L38 103ZM47 100V99H46ZM61 100V101H62ZM76 100H78V98L76 99ZM107 100V99H106ZM131 100V99H130ZM13 101V100H12ZM43 101V100H42ZM49 101V100H48ZM47 101V102H48ZM79 101V100H78ZM100 101V100H99ZM176 101V100H175ZM182 101V100H181ZM202 101H203V99H202ZM10 102V101H9ZM15 102V101H14ZM22 102V101H21ZM80 102H82L81 100H80ZM108 102V101H107ZM124 102V101H123ZM207 102V101H206ZM248 102V101H247ZM254 101H252V104H254L253 103ZM258 102H260V104L263 102V101H259V99H258ZM18 103V102H17ZM37 103H36V106H37ZM44 103V102H43ZM84 102H82L81 104H83ZM87 103V102H86ZM90 104H91V102H89ZM103 103V102H102ZM129 103V102H128ZM174 103H176V102H174ZM22 104V103H21ZM25 103H23V105H24ZM27 104V103H26ZM33 104V103H32ZM40 104H41V102H40ZM51 104V103H50ZM56 104H59V103H56ZM55 104V105H56ZM104 104V103H103ZM122 104V103H121ZM212 104V103H211ZM244 104V103H243ZM258 104V105H257ZM264 104V103H263ZM11 105V104H10ZM15 105L17 106V104L15 103ZM34 105V104H33ZM48 105V104H47ZM93 105V104H92ZM99 105V104H98ZM112 105V104H111ZM180 105V104H179ZM178 105V106H179ZM246 105H249V104H247L246 103ZM255 105V107L256 108H258L257 106H259V103H256V104H254ZM254 105H253V107H254ZM257 105V106H256ZM12 106V105H11ZM21 106V105H20ZM35 106V105H34ZM46 106V105H45ZM50 106V105H49ZM58 106V105H57ZM57 106H55V107H57ZM80 106H83V105H80ZM90 106V105H89ZM106 106H107V104H106ZM212 106V105H211ZM227 106V105H226ZM233 106V105H232ZM13 107V106H12ZM23 107V106H22ZM24 107H26L25 105H24ZM23 107V108H24ZM28 107V106H27ZM43 107L44 106H42V108L41 109H43ZM51 107H52V104H51V106H50V110H48L49 112L51 111ZM60 107V106H59ZM65 106H63V108H64ZM100 107V106H99ZM21 108V107H20ZM28 108H30V107H28ZM34 108V107H33ZM39 109H40V106L38 107ZM58 108V107H57ZM66 108V107H65ZM64 108V109H65ZM87 108H88V106H87ZM90 108H93V107H90ZM94 108H96V107H94ZM167 108V107H166ZM203 108H206V106L205 107H203ZM212 108V107H211ZM252 108V107H251ZM25 109V108H24ZM35 109H37V107L35 108ZM34 109V110H35ZM40 109V110H41ZM56 109V108H55ZM61 109V108H60ZM59 109V110H60ZM188 109V108H187ZM187 109H186V111H187ZM199 109V108H198ZM208 109H210L209 107H208ZM227 109V108H226ZM253 109V108H252ZM258 109H260V107L258 108ZM28 110V109H27ZM26 110V111H27ZM30 110V109H29ZM38 110V109H37ZM36 110V111H37ZM39 110V111H40ZM46 110H47V108H46ZM67 110V109H66ZM71 110V109H70ZM173 110V109H172ZM200 110V109H199ZM205 110V109H204ZM211 110V109H210ZM219 110V109H218ZM227 110H229V109H227ZM18 111V110H17ZM25 111V112H26ZM53 111V110H52ZM78 111V110H77ZM174 111V110H173ZM201 111V110H200ZM203 111V110H202ZM206 111V110H205ZM220 111H221V113H219V114H221V115H223V113L224 112H226L225 111V109L224 108H220ZM224 111V112H223ZM19 112V111H18ZM25 112H23L24 114H25ZM72 112V111H71ZM130 112V111H129ZM184 112V111H183ZM208 112H209V110H208ZM20 113V112H19ZM22 113V114H23ZM32 113V112H31ZM61 113H62V111H61ZM70 113V112H69ZM68 113V114H69ZM79 113V112H78ZM191 113V112H190ZM189 113V114H190ZM195 113V112H194ZM198 113V112H197ZM230 113V112H229ZM259 113V112H258ZM42 114H43V112H42ZM114 114V113H113ZM144 114V113H143ZM212 114H213V112H212ZM215 114V113H214ZM18 115V114H17ZM21 115V114H20ZM31 115H33V114H31ZM38 115V114H37ZM63 115V114H62ZM126 115V114H125ZM147 115V114H146ZM176 115V114H175ZM178 115V114H177ZM181 115V114H180ZM186 115V114H185ZM202 115V114H201ZM261 115V114H260ZM25 115H23L22 116V118L24 117ZM28 116V115H27ZM43 116V115H42ZM107 116V115H106ZM183 116V115H182ZM190 117L191 116H194L192 113H191V115H189ZM224 116V115H223ZM230 116V118H231V115H229ZM233 116V115H232ZM13 117V116H12ZM26 117V116H25ZM24 117V118H25ZM96 116H94V118H95ZM116 117H118V116H116ZM131 117V116H130ZM146 117V116H145ZM162 117V116H161ZM245 117H246V115H245ZM255 117V116H254ZM29 118H32V117H29ZM33 118H34V116H33ZM38 118H40V117H38ZM42 118V117H41ZM91 118V117H90ZM99 118V117H98ZM189 118V117H188ZM187 118V119H188ZM194 118V117H193ZM201 118H203V117H201ZM13 119H14V117H13ZM78 119V118H77ZM101 119V118H100ZM127 119H128V117H127ZM156 119V118H155ZM162 119V118H161ZM19 120V119H18ZM67 120V119H66ZM66 120H64V121H66ZM79 120V119H78ZM83 120V119H82ZM182 120V119H181ZM189 120V119H188ZM236 120V119H235ZM239 120V119H238ZM55 121V120H54ZM57 121V120H56ZM84 121V120H83ZM87 121V120H86ZM94 121V120H93ZM119 121V120H118ZM155 121V120H154ZM210 121V120H209ZM214 121V120H213ZM213 121H211V123H213ZM248 121V120H247ZM150 122V121H149ZM218 122V121H217ZM220 122V121H219ZM218 122V123H219ZM241 122H242V119H241ZM250 122H252V120L250 121ZM45 123H46V121H45ZM48 123V126H49V122H47ZM55 123V122H54ZM61 123V122H60ZM68 124H69V121L67 122ZM84 123V122H83ZM94 123V122H93ZM96 123V122H95ZM100 123V122H99ZM165 123V122H164ZM193 123V122H192ZM191 123V124H192ZM202 123V122H201ZM205 123L207 124V121H205ZM218 123H215V124H218ZM234 122H232V124H233ZM236 123H237V120H236V122L234 123L235 125H236ZM35 124V123H34ZM42 124V123H41ZM81 124V123H80ZM97 124V123H96ZM136 124H138V123H136ZM166 124V123H165ZM185 124V123H184ZM190 124V125H191ZM198 124V123H197ZM219 124H222V123H219ZM218 124V125H219ZM233 124V126H235ZM237 124H239V123H237ZM243 124V123H242ZM43 125V124H42ZM51 125H52V123H51ZM62 125V124H61ZM76 125V124H75ZM147 125V124H146ZM155 125V124H154ZM172 125V124H171ZM174 125V124H173ZM199 125V124H198ZM202 125H203V123H202ZM205 125V124H204ZM241 125V124H240ZM247 125V124H246ZM56 126H58V125H56ZM100 126V125H99ZM102 126V125H101ZM105 126V125H104ZM165 126V125H164ZM167 126V125H166ZM193 126V125H192ZM205 126H208V125H205ZM239 126V125H238ZM244 126V125H243ZM13 127H14V125H13ZM20 127V126H19ZM32 127V126H31ZM31 127H30V130H31ZM51 127V128H50ZM62 128H63V125L61 126ZM96 127V126H95ZM103 127V126H102ZM153 127V126H152ZM168 127V126H167ZM247 127V126H246ZM24 128H26V127H23V129ZM39 128H41V126H39ZM39 128H36L35 127V129L36 130H39ZM47 128V127H46ZM45 128V129H46ZM49 128H50V130L53 128L54 129V127H52V126H49ZM75 128V127H74ZM121 128H124V127H121ZM179 128V127H178ZM180 128H181V126H180ZM209 128V127H208ZM228 129H230L229 127H227ZM226 128V129H227ZM236 128H238V127H236ZM9 129H10V125H9ZM15 129V128H14ZM34 129V130H35ZM42 129V128H41ZM40 129V130H41ZM48 129V128H47ZM57 129V128H56ZM81 129V128H80ZM95 129V128H94ZM98 129H99V127H98ZM103 129H105V128H103ZM158 129H159V127H158ZM239 129V128H238ZM243 129V128H242ZM250 129V128H249ZM248 129V130H249ZM60 130V129H59ZM89 130H90V128H89ZM102 130V129H101ZM124 130V129H123ZM160 130V129H159ZM165 130V129H164ZM181 130H183V128L181 129ZM200 130V129H199ZM233 130V129H232ZM232 130L230 131V130H224V129H220L219 127H215V131H214V133L212 134H210L209 133V131H205V133H208V135H206V141H208L209 143H212L213 145H220L221 146V148L223 149V150H226V151H231V150H233V152L232 153H234V155L233 156H235L236 157V159H239L240 158V160H247L248 161V163L249 164H252L254 167L256 166L255 164H258L259 163V160H256V159H251V157L252 158H254V156H250L249 155V153H248V147H247V149L245 150V147L243 146V145H241V146H233L234 144H233V141L235 140H233L232 139ZM244 130V129H243ZM263 130V129H262ZM10 131H11V129H10ZM12 131H13V129H12ZM42 131V130H41ZM56 130H54V132H55ZM58 131V130H57ZM80 131V130H79ZM87 131V130H86ZM125 131V130H124ZM172 131V130H171ZM177 131V130H176ZM184 131V130H183ZM202 131V130H201ZM213 131V130H212ZM238 131V130H237ZM236 131V132H237ZM26 132V131H25ZM31 132V131H30ZM38 132V131H37ZM48 132V131H47ZM53 132V131H52ZM64 132V131H63ZM75 132V131H74ZM151 132V131H150ZM168 132H170L169 130H168ZM185 132V131H184ZM183 132V135L185 134V136H186V133H184ZM241 132V131H240ZM264 132V131H263ZM35 133V132H34ZM43 133V132H42ZM96 133V132H95ZM143 133V132H142ZM163 133V132H162ZM234 133V132H233ZM257 133H258V131H257ZM262 133V132H261ZM49 134H51V133H49ZM48 133H47V135H49ZM78 134V133H77ZM82 134V133H81ZM80 134V135H81ZM93 134V133H92ZM116 134V133H115ZM145 134V133H144ZM173 134V133H172ZM236 134V133H235ZM252 134V133H251ZM13 135V134H12ZM45 135V134H44ZM43 135V136H44ZM52 135V134H51ZM54 135V134H53ZM103 135V134H102ZM101 135V136H102ZM242 135V134H241ZM243 135H245L244 134V132H243ZM259 135V134H258ZM262 135V134H261ZM15 136V135H14ZM26 136V135H25ZM36 136V135H35ZM60 136V135H59ZM79 136V135H78ZM105 136V135H104ZM103 136V137H104ZM189 136H191L190 134H189ZM235 136V135H234ZM239 136V135H238ZM247 136V135H246ZM253 136H255V135H253ZM263 136V135H262ZM16 137V136H15ZM42 137V136H41ZM62 137H63V135H62ZM100 137V136H99ZM102 137V138H103ZM107 137V136H106ZM115 137H117V136H115ZM142 137V136H141ZM156 137V136H155ZM159 137V136H158ZM256 137V136H255ZM23 138V137H22ZM36 138H38V136L36 137ZM35 138V139H36ZM43 138V137H42ZM60 138V137H59ZM67 138V137H66ZM80 138V137H79ZM195 138V137H194ZM203 138V137H202ZM257 138V137H256ZM258 138L260 139L261 137H259L258 136ZM18 139V138H17ZM34 139V138H33ZM32 138H31V136L29 135V137H27L26 139H25V141L23 142H17L16 140L14 141V144H13V148H12V153H10L9 154V156H11V157H8V158H4L5 156L4 155H2V156H4L3 158H2V156H1V158H0V199L1 198H3V197H5L6 196V198L9 196V198H11V199H13V197L15 196L13 193H15L16 194V192H13L12 193V195H14V196H11V191H13V189H15L16 191H18L19 193H17V195H16V198L17 199H13L12 201H10V204H8L9 202V199L7 198V202H1V200H0V207H2V208H4L5 209V207H6V209L8 210V209H11V211L12 210H14L15 212L17 211L16 209H19L20 208V206H22V207H24V208H20L21 209V212H18L17 213V215H22V218H23V216H25L26 214H31L32 215V213H34L36 216L38 215V216H40V209H41V211H42V213H44L45 214V222H49V223H53L58 229H60L61 231H63L64 232V236H60L61 238H63V240H62V242H61V246L63 247V249H64V252L66 253V254H68V255H70L71 257H73V264H84L85 263V260H84V256L86 255V256H88V257H90V260L89 259H87L88 261H89V263L90 264H121V262H120V253H119V255H116L117 254V251H118V249H117V251H116V248H117V239L119 238V237H122V239H123V242L124 243H126V244H129V245H134V246H136V244H140V243H137V242H140V240L139 239H141V237L142 238H144V231L145 230H143V229H141V230H139V229H136V230H139L140 232H133V229H132V226L130 225V224H128L129 222H125V220L127 219L128 220V218H126V219H124L123 217H122V219L121 220H119V218H118V216L120 215V213H119V215H117V217H116V213L117 212H120V211H118L119 210V208L116 206V202H117V198H118V196L120 197V200H121V203H122V207H121V211H123V212H125V211H127L128 210V208H130L131 206H132V203L130 204V202H132V201H130L129 200V198H128V196L125 194V193H122V191H121V189H122V187H120V189L119 190H117V187H115L114 186V182L112 181V178H110V177H108V179H106V181H104L105 182V184L104 185H100V183H101V181L99 182V179H98V176L97 175H95L96 176V178L94 177V175H92V178L94 179L92 182H93V184L92 185H86V187L85 188H82V189H76V187L77 186H79V184L81 183V182H89L92 178H91V176H88V175H85V173L83 172V170H81L82 168H84L85 166H84V164L85 163H83V159L82 160H80V161H77V164H75V161H73L74 163H72V161H71V163H72V165L73 164H75L74 165V167H73V170H70L69 168H68V166H67V163H69L70 164V161L69 162H67V160H65L64 158H61V156H57V154L56 155H50L51 153H48V152H50V149L52 148L51 147V144H50V146H49V144H47L48 145V147L50 148H43V147H41V148H43V149H47L48 151H46V152H41V153H39L40 152V150H38V149H35V153L37 152V151H39V152H37V153H39L38 154V156H33L35 153H33L32 152V150L31 151H29L30 149H33L34 147H32L33 146V143L34 142H36V140L34 141ZM69 139V138H68ZM100 139V138H99ZM106 139V138H105ZM128 139V138H127ZM143 139V138H142ZM152 139V138H151ZM240 139V138H239ZM263 139V138H262ZM20 140V139H19ZM41 140V139H40ZM43 140H45V138L43 139ZM42 140V141H43ZM49 140H50V137H49ZM55 140H56V138H55ZM55 140H54V142H55ZM61 140V139H60ZM76 140V139H75ZM80 140V139H79ZM81 140H82V137H81ZM92 140V139H91ZM108 140V139H107ZM110 140V139H109ZM129 140V139H128ZM153 140V139H152ZM185 140H187V139H185ZM197 140V139H196ZM236 140H238V139H236ZM251 140V139H250ZM10 141V140H9ZM51 141V140H50ZM96 141V140H95ZM111 141V140H110ZM190 141H191V139H190ZM202 141V140H201ZM205 141V140H204ZM244 141V140H243ZM260 141V140H259ZM263 141V140H262ZM49 142V141H48ZM53 142V143H54ZM66 142V141H65ZM77 142V141H76ZM83 142H85V140L83 139ZM236 142V141H235ZM239 142V141H238ZM248 142V141H247ZM16 143V144H15ZM40 143V142H39ZM50 143V142H49ZM56 143V142H55ZM55 143H54V145H55ZM78 143H80V142H78ZM87 143V142H86ZM97 143V142H96ZM129 143H133V142H129ZM9 144H10V142H9ZM41 144H42V142L40 143V146H41ZM44 144V143H43ZM62 144V143H61ZM84 144V143H83ZM109 144H112L111 142L109 143ZM130 144V145H131ZM149 144V143H148ZM147 144V145H148ZM0 145H2L1 143H0ZM66 145V144H65ZM89 145V144H88ZM102 145V144H101ZM151 145V144H150ZM189 145V144H188ZM216 145V146H217ZM236 145V144H235ZM240 145V144H239ZM256 145H258V144H256ZM4 146V145H3ZM7 146V145H6ZM37 146V145H36ZM57 146L59 147V144H57ZM92 146H94V144L92 145ZM110 146V145H109ZM111 146H113V145H111ZM127 146H128V144H127ZM133 146H134V144H133ZM189 146H191V145H189ZM74 146H72V148H73ZM87 147H89V146H87ZM105 147V146H104ZM114 147V146H113ZM140 147H142V146H140ZM166 147V146H165ZM257 147H259V146H257ZM262 147V146H261ZM38 148V147H37ZM53 148H54V146H53ZM52 148V150H54ZM64 148V147H63ZM80 148V147H79ZM96 148V147H95ZM133 148V147H132ZM180 148H181V146H180ZM196 148V147H195ZM195 148H193V149H195ZM198 148V147H197ZM260 148V147H259ZM264 148V147H263ZM80 149H82V148H80ZM94 149V148H93ZM100 149V148H99ZM102 149H104V148H102ZM128 149H130V148H128ZM127 149V150H128ZM134 149V148H133ZM167 149V148H166ZM178 149V148H177ZM186 149H188V148H186ZM206 149V148H205ZM10 150H11V148H10ZM34 150V149H33ZM37 150V151H36ZM60 150V149H59ZM65 150H66V148H65ZM101 150V149H100ZM147 150V149H146ZM168 150V149H167ZM182 150V149H181ZM183 150H185V149H183ZM182 150V151H183ZM196 150V149H195ZM211 150H212V148H211ZM6 151H9V150H6ZM6 151L3 153V154H6ZM80 151V150H79ZM83 151V150H82ZM90 151V150H89ZM135 151V150H134ZM140 151V150H139ZM188 151H190V150H188ZM209 151V150H208ZM247 151V154L245 155V152ZM55 152V151H54ZM93 152H94V150H93ZM102 152V151H101ZM104 152V151H103ZM102 152V153H103ZM137 152V151H136ZM161 152V151H160ZM190 152H193V151H190ZM256 152H257V150H256ZM260 152V151H259ZM74 153H75V151H74ZM78 153H80V152H78ZM92 153V152H91ZM99 153V152H98ZM97 153V154H98ZM102 153H100V154H102ZM152 153V152H151ZM185 153V152H184ZM187 153V156H188V152H186ZM213 153H214V150H213ZM215 153H216V151H215ZM61 154V153H60ZM94 154H95V157L97 158L98 156H96V153L94 152ZM93 154V155H94ZM114 154V153H113ZM119 154V153H118ZM131 154V153H130ZM157 154V153H156ZM169 154H170V152H169ZM192 154H194V152L192 153ZM74 155V154H73ZM133 155V154H132ZM137 155V154H136ZM143 155V154H142ZM171 155V154H170ZM175 155H177V153H175ZM195 155V157L194 158H198V157H196V155L197 154H194ZM201 155V154H200ZM259 155H261V154H259ZM264 155V154H263ZM79 156H83L82 154H79ZM89 156V155H88ZM110 156H112V155H110ZM135 156V155H134ZM138 156V155H137ZM144 156H146V155H144ZM158 156V155H157ZM156 156V157H157ZM185 156V155H184ZM86 157V156H85ZM92 157V156H91ZM90 157V158H91ZM107 157V156H106ZM176 157V156H175ZM186 157V156H185ZM207 157V156H206ZM67 158V157H66ZM73 158V157H72ZM75 158V157H74ZM73 158V160H75ZM110 158V157H109ZM120 158V157H119ZM170 158V157H169ZM216 158H219V157H216ZM67 159H69V158H67ZM81 159V158H80ZM85 159V158H84ZM180 159V158H179ZM220 159V158H219ZM77 160V159H76ZM78 160H79V158H78ZM92 160V159H91ZM96 159H94V161H95ZM111 160V159H110ZM143 160H145V159H143ZM170 160V159H169ZM206 160H207V158H206ZM226 160H228V159H226ZM85 161V160H84ZM153 161H155V160H153ZM177 161V160H176ZM195 161H196V159H195ZM198 162H199V160H197ZM203 161V160H202ZM221 161V160H220ZM112 162V161H111ZM120 162V161H119ZM208 162H210V161H208ZM229 162V161H228ZM246 162V161H245ZM155 163V162H154ZM156 163H158V162H156ZM211 163V162H210ZM222 163V162H221ZM111 164V163H110ZM112 164H113V162H112ZM183 164V163H182ZM94 165V164H93ZM96 165V164H95ZM99 165V164H98ZM145 164H143V166H144ZM160 165V164H159ZM218 166H219V164H217ZM223 165V164H222ZM230 165V164H229ZM71 166V165H70ZM81 166H83V167H81ZM88 166H90V165H88ZM129 166V165H128ZM132 166H133V164H132ZM162 166V165H161ZM172 166V165H171ZM182 166V165H181ZM203 166V165H202ZM243 166V165H242ZM245 166V165H244ZM91 167V166H90ZM109 167V166H108ZM250 167H252V166H250ZM16 168V169H15ZM88 167H86L85 169H87ZM92 168V167H91ZM154 168V167H153ZM222 168V167H221ZM261 168V167H260ZM106 169V168H105ZM148 169H149V167H148ZM208 169H210V168H208ZM234 169V168H233ZM257 169V168H256ZM88 170V169H87ZM124 170V169H123ZM152 169H150V171H151ZM86 171V170H85ZM89 171H90V169H89ZM104 171V170H103ZM155 170H153V172H154ZM218 171V170H217ZM258 171V174L260 173V171L259 170H257ZM97 172V171H96ZM180 172V171H179ZM92 173V172H91ZM152 173V172H151ZM156 173V172H155ZM158 173V172H157ZM156 173V174H157ZM174 173H176V172H174ZM255 173V172H254ZM94 174V173H93ZM104 174H105V172H104ZM173 174V173H172ZM183 174V173H182ZM221 174V173H220ZM256 174V173H255ZM91 175V174H90ZM134 175V174H133ZM178 175V174H177ZM248 175V174H247ZM257 175V174H256ZM129 176V175H128ZM154 176V175H153ZM156 176V175H155ZM154 176V177H155ZM180 176V175H179ZM236 176H237V174H236ZM242 176V175H241ZM44 177H47V179H44ZM201 177V176H200ZM89 178H90V180H89ZM101 178V177H100ZM239 178V177H238ZM242 178V177H241ZM253 178V177H252ZM258 178V177H257ZM256 178V179H257ZM97 179H98V181H97ZM116 179V178H115ZM120 179V178H119ZM124 179H127V178H124ZM123 179V180H124ZM179 179V178H178ZM224 179V178H223ZM259 179V178H258ZM257 179V180H258ZM102 180V179H101ZM123 180H121V181H123ZM131 180H132V178H131ZM157 180V179H156ZM208 180V179H207ZM247 180V179H246ZM45 181V183L43 184V182ZM128 181V180H127ZM126 181V182H127ZM6 182V185H4V184H2V183H5ZM19 182H22L21 183V186L20 185H18V183ZM98 183V185H97V183ZM117 182V181H116ZM119 182V181H118ZM216 182V181H215ZM230 182V181H229ZM246 182V181H245ZM247 182H248V186L250 187V185L252 186V182L254 183V181H253V179H250V177L248 178V180H247ZM246 182V183H247ZM8 183H10V185L11 184H13V183H15L16 184V188L14 187H11V186H9L8 185ZM74 183H79V184H76L77 186L75 187L74 185ZM150 183H152V182H150ZM239 183V182H238ZM243 183V182H242ZM87 184V183H86ZM116 184V183H115ZM125 184V183H124ZM167 184V183H166ZM175 184V183H174ZM184 184V183H183ZM255 184V183H254ZM23 185V186H22ZM81 185V184H80ZM161 185H163V184H161ZM165 185V184H164ZM83 186V185H82ZM120 186H122V184L120 185ZM128 186H129V184H128ZM146 186V185H145ZM184 186V185H183ZM193 186V185H192ZM241 186V185H240ZM21 187V188H20ZM176 187H178V186H176ZM243 187V186H242ZM263 188L264 189V174H261V178H260V181H258L257 182V188ZM13 188V189H12ZM102 188L104 189V192L102 191ZM125 189V188H124ZM124 189H122V190H124ZM130 189V188H129ZM155 189V188H154ZM226 189V188H225ZM14 190V191H15ZM23 190H28L29 192L31 191L32 193L30 194V193H28V192H24V193H22V191ZM156 190V189H155ZM191 190V189H190ZM245 190H246V188H245ZM253 190V189H252ZM240 191V190H239ZM103 192V193H102ZM125 192V191H124ZM158 192V191H157ZM161 192V191H160ZM159 192V193H160ZM166 192V191H165ZM180 192V191H179ZM184 192V191H183ZM187 192V191H186ZM225 192V191H224ZM263 192V191H262ZM188 193V192H187ZM206 193H208V192H206ZM210 193V192H209ZM248 193H249V191H248ZM161 195H164V194H162V193H160ZM189 194H191V193H189ZM232 194V193H231ZM256 194V193H255ZM169 195V194H168ZM167 195V196H168ZM171 195V194H170ZM191 195H193V194H191ZM237 195H240L239 193L237 194ZM248 195V194H247ZM259 195V194H258ZM132 196V195H131ZM143 196V195H142ZM154 196V195H153ZM231 196V195H230ZM218 197V196H217ZM237 197V196H236ZM15 198V197H14ZM153 198V197H152ZM171 198V197H170ZM183 198V197H182ZM235 198V197H234ZM159 199V198H158ZM184 199V198H183ZM211 199V198H210ZM135 200V199H134ZM166 200H168V199H166ZM172 200H173V197H172ZM171 200V201H172ZM186 200V199H185ZM208 200V199H207ZM5 201V200H4ZM82 201V202H81ZM152 201V200H151ZM157 201V200H156ZM175 201V200H174ZM174 201H172V203L174 202ZM204 201V200H203ZM213 201V200H212ZM211 201V202H212ZM261 201H263V207H260V206H258L255 202H254V204L253 205H255L257 208H258V210H259V212L261 213V217L264 219V210L262 209V208H264V194H262V199H261ZM153 202V201H152ZM159 202V201H158ZM165 202V201H164ZM167 202V201H166ZM176 202V201H175ZM187 202V201H186ZM205 202H206V200H205ZM208 202H209V200H208ZM229 202V201H228ZM23 204H24V206H23ZM27 204V205H26ZM35 204H36V208H35ZM160 204V203H159ZM167 204V203H166ZM26 205V206H25ZM162 205V204H161ZM160 205V206H161ZM173 205V204H172ZM197 205V204H196ZM231 205V204H230ZM229 205V206H230ZM261 205V204H260ZM211 206V205H210ZM220 206V205H219ZM219 206H217L218 208H219ZM233 206V205H232ZM232 206H230L231 208H232ZM176 207V206H175ZM200 207V206H199ZM213 207V206H212ZM248 206L246 205V208H247ZM132 208V207H131ZM146 208V207H145ZM19 209V210H20ZM139 209V208H138ZM147 209V208H146ZM176 209V208H175ZM212 209V208H211ZM237 209V208H236ZM243 209H244V207H243ZM18 210V211H19ZM133 210V209H132ZM149 210V209H148ZM155 210V209H154ZM160 210V209H159ZM179 210V209H178ZM13 211V212H14ZM173 211V213H174V210H172ZM191 211V210H190ZM238 213H240L241 212V210L239 209H237L236 210ZM2 212H3V210H2ZM4 212H6V211H4ZM3 212V213H4ZM139 212V211H138ZM169 212V211H168ZM182 212V211H181ZM1 213V212H0ZM2 213V214H3ZM7 213H8V211H7ZM21 213V214H20ZM164 213L166 214V212L164 211ZM172 212H170L169 214H171ZM215 213V212H214ZM4 214H6V213H4ZM11 214H12V212H11ZM10 214V215H11ZM33 214V215H34ZM149 214V213H148ZM177 214V213H176ZM175 214V215H176ZM188 214V213H187ZM217 214V213H216ZM215 214V215H216ZM246 214V213H245ZM1 215V214H0ZM8 215V214H7ZM141 215V214H140ZM150 215V214H149ZM152 215V214H151ZM173 215V214H172ZM227 215V214H226ZM240 215V214H239ZM247 215L250 217V218H253L254 217V215H250L249 213H247ZM122 216V215H121ZM120 216V217H121ZM163 216H165V215H163ZM186 216H188V215H186ZM194 216V215H193ZM227 216H229V215H227ZM246 216V215H245ZM253 216V217H252ZM7 217V216H6ZM13 217V216H12ZM11 217V218H12ZM31 217H33V216H31ZM173 217V216H172ZM185 217V216H184ZM247 217V216H246ZM1 218V217H0ZM3 218V217H2ZM35 217H33V219H34ZM38 218V217H37ZM37 218H35L36 220H37ZM41 218H42V216H41ZM167 218V217H166ZM175 218H176V216H175ZM200 218V217H199ZM248 218V217H247ZM258 218H260V217H258ZM15 219L19 222V218H18V216H15ZM14 219V221H16ZM132 219V218H131ZM168 219V218H167ZM202 219V218H201ZM210 219V218H209ZM218 219V218H217ZM232 219V218H231ZM27 220V219H26ZM25 219H24V223H26L27 221H26ZM41 220V219H40ZM135 220V219H134ZM155 220V219H154ZM185 219H183L182 221L183 222H185L184 221ZM2 221H3V219H2ZM6 220H4V222H5ZM13 221V222H14ZM22 221V220H21ZM31 221V220H30ZM33 221V220H32ZM178 221V220H177ZM188 222H189V220H187ZM132 222V221H131ZM148 222H149V220H148ZM160 220L159 219H157V220H155L153 223H152V225H151V223H150V225L152 226V230L154 231V232H157V233H155V234H153V236H154V239L152 238L151 240H148L147 239V243L149 244V242H151L152 243V246L151 247H153L154 249H155V247H157L159 250V252L160 253H162L163 255H161V257L163 258V260H161L160 259V257L158 258V256H157V258H158V260H156V261H151L153 258L152 257H150V258H152L150 261H149V264H193V261H192V258H191V256L190 255H188V254H184V253H182V250L179 248V245L178 244H176V243H173L172 241H170V240H167V239H163V238H160V231H161V226H160ZM166 222V221H165ZM175 222V221H174ZM174 222H172V223H174ZM221 222V221H220ZM20 223V222H19ZM22 223H23V221H22ZM23 223V224H24ZM135 223V222H134ZM221 223H223V222H221ZM233 223V222H232ZM246 223V222H245ZM16 224H18V223H16ZM29 224H30V226H31V223L29 222ZM28 224V225H29ZM33 224V223H32ZM175 224V223H174ZM180 224H182V223H180ZM188 224V223H187ZM190 224H192L191 222H190ZM210 224V223H209ZM25 225V224H24ZM27 225V224H26ZM34 225H35V223H34ZM136 225V224H135ZM149 225V226H150ZM182 225H185V224H182ZM10 226V225H9ZM13 226V225H12ZM22 226V225H21ZM33 226V225H32ZM189 226V225H188ZM261 226V225H260ZM259 226V227H260ZM7 227V226H6ZM18 227V226H17ZM29 227V226H28ZM35 227V226H34ZM37 227V226H36ZM35 227V228H36ZM39 227V226H38ZM50 227V226H49ZM142 227V226H141ZM145 227V226H144ZM199 227V226H198ZM209 227V226H208ZM225 227V226H224ZM224 227L222 228V230L224 229ZM239 227H241V226H239ZM30 228V227H29ZM35 228H33V230L35 229ZM214 228V227H213ZM228 228V227H227ZM227 228H225V229H227ZM231 228V227H230ZM237 227H235V229H236ZM254 228H255V226H254ZM261 228V227H260ZM263 228V227H262ZM20 229H21V227H20ZM38 229V228H37ZM36 229V230H37ZM200 229V228H199ZM233 229V228H232ZM241 229V228H240ZM13 230H15V229H13ZM22 230V229H21ZM25 230V229H24ZM24 230H23V232H24ZM39 230V229H38ZM37 230V231H38ZM43 230V229H42ZM44 230H46V228L44 229ZM53 230V229H52ZM194 230V229H193ZM205 230V229H204ZM204 230H203V232H204ZM210 230V229H209ZM237 230V229H236ZM264 230V229H263ZM6 231H7V229H6ZM28 231H30V230H28ZM146 231H148V229L146 230ZM151 231V230H150ZM202 231V230H201ZM224 231V230H223ZM235 231V230H234ZM9 232V231H8ZM15 232V231H14ZM18 232H20V231H18ZM26 232V231H25ZM25 232H24V234H25ZM47 232H49V231H47ZM143 232V233H142ZM153 232V233H154ZM159 232V233H158ZM182 232V231H181ZM184 232V231H183ZM182 232V233H183ZM236 232V231H235ZM243 232V231H242ZM31 233V232H30ZM38 233V232H37ZM36 233V234H37ZM195 233H196V231H195ZM199 233V232H198ZM207 233V232H206ZM224 233H226V232H224ZM10 234V233H9ZM11 234H12V232H11ZM41 234H42V232H41ZM49 234V233H48ZM60 234V233H59ZM62 234V233H61ZM60 234V235H61ZM197 234V233H196ZM209 234V233H208ZM213 234V233H212ZM227 234V233H226ZM18 235V234H17ZM31 235V234H30ZM34 235V234H33ZM39 235V234H38ZM202 235V234H201ZM205 235V234H204ZM203 235V236H204ZM213 235H215V234H213ZM239 235H240V233H239ZM10 236V235H9ZM13 236H16V235H13ZM40 236V235H39ZM43 236V235H42ZM149 236V235H148ZM162 236V235H161ZM171 236V235H170ZM169 236V237H170ZM226 236H228V235H226ZM231 236V235H230ZM229 236V237H230ZM256 236H258V235H256ZM11 237V236H10ZM29 237V236H28ZM50 237V236H49ZM52 237H53V233H52ZM146 237V236H145ZM176 237H178V236H176ZM202 237V236H201ZM215 237V236H214ZM220 237V236H219ZM9 238V237H8ZM13 238V237H12ZM22 238V237H21ZM36 238V237H35ZM35 238H33V239H35ZM47 238V237H46ZM51 238V237H50ZM60 238V239H61ZM231 238V237H230ZM258 238V237H257ZM24 239V238H23ZM22 239V240H23ZM28 239V238H27ZM56 239V238H55ZM58 239V238H57ZM209 239H211V238H209ZM233 239V238H232ZM239 239V238H238ZM259 239V238H258ZM263 239V238H262ZM11 240V239H10ZM9 240V241H10ZM22 240H21V242H22ZM28 240H30V239H28ZM201 240V239H200ZM217 240H218V238H217ZM217 240H215V242L217 241ZM222 240V239H221ZM4 241H5V238H4ZM3 241V242H4ZM7 241H8V239H7ZM7 241H5L6 243H7ZM26 241V240H25ZM24 241V242H25ZM36 241V240H35ZM59 241V240H58ZM141 241H142V239H141ZM154 241V242H153ZM210 241V240H209ZM14 242V241H13ZM29 242V241H28ZM27 242V243H28ZM34 241H32V243H33ZM51 242V241H50ZM60 242V241H59ZM201 242H203V241H201ZM206 242V241H205ZM228 242V241H227ZM262 242V241H261ZM18 243V242H17ZM31 243V244H32ZM40 243V242H39ZM142 243H143V241H142ZM209 243V242H208ZM210 243H211V241H210ZM223 243H225V241L223 242ZM233 243V242H232ZM238 243V242H237ZM244 243V242H243ZM246 243H247V241H246ZM4 244V243H3ZM20 244V243H19ZM37 244V243H36ZM41 244V243H40ZM43 244V243H42ZM144 244V243H143ZM147 244V245H148ZM212 244V243H211ZM226 244H228L229 245V243H226ZM233 244H235V243H233ZM232 244V245H233ZM6 245V244H5ZM13 245V244H12ZM15 245H16V243H15ZM15 245H13V246H15ZM25 245H28V244H25ZM207 245V244H206ZM231 245V246H232ZM18 246V245H17ZM20 246V245H19ZM29 246V245H28ZM37 246V245H36ZM40 246V245H39ZM143 246V245H142ZM220 246H221V244H220ZM219 246V247H220ZM248 246V245H247ZM262 246V245H261ZM2 247V246H1ZM6 247V246H5ZM7 247H8V245H7ZM26 247V246H25ZM30 247V246H29ZM28 247V248H29ZM32 247V246H31ZM46 247V246H45ZM52 247V246H51ZM137 247V246H136ZM140 247V246H139ZM144 247H146V246H144ZM195 247V246H194ZM233 247V246H232ZM38 248V247H37ZM127 248V247H126ZM222 248V247H221ZM221 248H218V249H221ZM223 248H224V246H223ZM245 248H246V246H245ZM2 249V248H1ZM12 249V248H11ZM19 249V248H18ZM56 249V248H55ZM120 250H121V252H122V247L121 248H119ZM144 249V248H143ZM215 249V248H214ZM247 249H248V247H247ZM8 250V249H7ZM43 250V249H42ZM124 251H125V249H123ZM142 250V249H141ZM149 250H150V248H149ZM205 250V249H204ZM222 250V249H221ZM231 250V249H230ZM237 250V249H236ZM244 250H246V249H244ZM1 251V250H0ZM3 251V250H2ZM20 251H22V250H20ZM116 251V252H115ZM155 251V250H154ZM206 251V250H205ZM232 251H234V250H232ZM247 251V250H246ZM249 251H251V250H249L248 249V252ZM3 252H5V251H3ZM33 252V251H32ZM40 252V251H39ZM45 252H47V251H45ZM119 252V251H118ZM143 252V251H142ZM144 252H145V250H144ZM143 252V253H144ZM146 252H147V249H146ZM213 252V251H212ZM215 252V251H214ZM213 252V253H214ZM221 252V251H220ZM222 252H224V251H222ZM238 252V251H237ZM236 252V253H237ZM2 253V252H1ZM56 253V252H55ZM55 253H54V256H55ZM60 253V252H59ZM123 253V252H122ZM6 254V253H5ZM9 254V253H8ZM15 254V253H14ZM40 254V253H39ZM42 254V253H41ZM52 254H53V252H52ZM124 255H125V252L123 253ZM130 254H132V253H130ZM146 254V253H145ZM148 254V253H147ZM207 254V253H206ZM211 254V253H210ZM217 255H218V252L216 253ZM246 254V253H245ZM249 254H251L250 252H249ZM49 255V254H48ZM61 255V254H60ZM79 255H84L83 257L82 256H80L79 257ZM138 255V254H137ZM232 255V254H231ZM4 256V255H3ZM20 256V255H19ZM85 256V257H86ZM121 256H122V254H121ZM220 256V255H219ZM235 256H236V254H235ZM238 256V255H237ZM246 256V255H245ZM255 256V255H254ZM44 257H46V256H44ZM43 257V258H44ZM56 257V256H55ZM65 257V256H64ZM129 257V256H128ZM212 257V256H211ZM231 257V256H230ZM233 257V256H232ZM6 258V257H5ZM15 258H16V256H15ZM22 258V257H21ZM38 258V257H37ZM49 258V257H48ZM48 258H45V259H47L48 260ZM156 258V257H155ZM215 258H216V256H215ZM239 258V257H238ZM245 258V257H244ZM247 258V257H246ZM256 258V257H255ZM8 259V258H7ZM39 259V258H38ZM37 259V260H38ZM42 259V258H41ZM52 259V258H51ZM59 259V258H58ZM127 259V258H126ZM125 259V261H127V260H129V259H127L126 260ZM212 259H214V258H211L210 260H212ZM232 259V258H231ZM236 259V258H235ZM44 259H42V263H45L44 261H43ZM46 260V261H47ZM135 260H136V258H135ZM224 260V259H223ZM232 260H234V259H232ZM5 261V260H4ZM33 261V260H32ZM55 261V260H54ZM57 261V260H56ZM124 261V260H123ZM124 261V262H125ZM214 261V260H213ZM212 261V262H213ZM235 261V260H234ZM239 261H240V258H239ZM16 262V261H15ZM19 262V261H18ZM135 262V261H134ZM142 262V261H141ZM140 262V263H141ZM227 262V261H226ZM247 262H250V259H249V261L247 260ZM252 262V261H251ZM9 263V262H8ZM21 263H22V261H21ZM31 263V262H30ZM29 263V264H30ZM39 263V262H38ZM123 263V262H122ZM126 263V262H125ZM241 263V262H240ZM239 263V264H240ZM255 263V262H254ZM13 264H15V263H13ZM17 264V263H16ZM20 264V263H19ZM46 264V263H45ZM49 264V263H48ZM61 264V263H60ZM68 264V263H67ZM87 264V263H86ZM210 264V263H209ZM235 264V263H234ZM238 264V263H237ZM242 264V263H241ZM255 264H258L257 263V259H256V263Z\"/></svg>", "mask_w": 264, "mask_h": 264}]
</instances>
